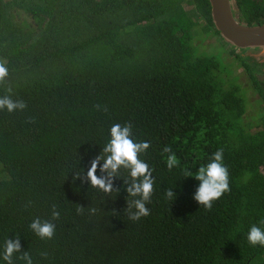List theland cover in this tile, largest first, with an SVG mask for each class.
Masks as SVG:
<instances>
[{"label": "trees", "instance_id": "16d2710c", "mask_svg": "<svg viewBox=\"0 0 264 264\" xmlns=\"http://www.w3.org/2000/svg\"><path fill=\"white\" fill-rule=\"evenodd\" d=\"M229 3L240 25L264 23V0ZM196 27L218 35L207 0H0V96L11 87L27 105L0 110V264L16 237L13 264L23 252L33 264H264V246L247 241L264 230V114L247 116L231 72L222 80L213 56L195 54ZM116 123L150 142L139 156L154 177L150 215L137 221L128 170L108 194L86 178ZM221 148L230 191L206 210L194 174ZM53 205L55 235L41 240L29 224Z\"/></svg>", "mask_w": 264, "mask_h": 264}, {"label": "clouds", "instance_id": "9594fccd", "mask_svg": "<svg viewBox=\"0 0 264 264\" xmlns=\"http://www.w3.org/2000/svg\"><path fill=\"white\" fill-rule=\"evenodd\" d=\"M9 70L4 62H0V85L6 83ZM7 95L0 96V110H6L8 113L23 111L27 105L21 99L12 98L11 87L6 88ZM99 107V106H97ZM106 110V109H105ZM110 139L105 144L102 154L91 161L87 170L86 178L93 188L108 194L114 191L113 178L118 176L121 168L128 170L131 182L125 181L127 187L125 191L128 196L138 197L128 203V216L130 220L137 221L141 217L150 215V210L146 204L150 201L153 193L154 177L148 164L142 161L139 156L146 152L150 147V142H135L132 139V125L130 123L123 126L119 123L113 124L110 128ZM164 153H169L166 160V166L169 170L178 165V159L171 148L165 147ZM102 161V163H101ZM105 175L97 176V169ZM193 176L190 171L185 172V177ZM76 177H74L75 179ZM194 179L199 181V187L196 189L194 200L203 205L206 210H211L213 202L218 200L224 193L230 191L229 173L223 163V149H218L211 157L206 166H201L194 174ZM115 191H119L116 189ZM165 195L170 200L174 199L172 189H166ZM135 211H132V209ZM84 208L78 207L77 212L83 213ZM90 213H95V208L89 209ZM60 218V212L57 206H52L51 219L41 221L39 217L32 220L29 224L31 231L41 240H50L55 235L56 225L53 221ZM247 241L250 245L264 246V230L253 225L247 234ZM14 253H21V244L19 237L7 239L4 245L3 260L7 264H13ZM19 259L25 264H33L31 255L23 252Z\"/></svg>", "mask_w": 264, "mask_h": 264}, {"label": "water", "instance_id": "95a60500", "mask_svg": "<svg viewBox=\"0 0 264 264\" xmlns=\"http://www.w3.org/2000/svg\"><path fill=\"white\" fill-rule=\"evenodd\" d=\"M210 18L219 37L238 49L264 50V23L255 26L240 25L232 16L229 0H207Z\"/></svg>", "mask_w": 264, "mask_h": 264}, {"label": "flooded vegetation", "instance_id": "af4514ba", "mask_svg": "<svg viewBox=\"0 0 264 264\" xmlns=\"http://www.w3.org/2000/svg\"><path fill=\"white\" fill-rule=\"evenodd\" d=\"M230 48L234 49V53H238L240 52V50H244L243 52H240V54H233L235 66L239 70L238 74L233 77L235 78L234 81L244 92V94H242L244 95L248 103L246 111H254L255 115L260 116L262 113L264 114V108L261 107L260 103H258L259 99L261 98L260 94L262 92L264 93V50H262L261 48ZM236 56H239L238 58L242 59L243 61L245 60V65L239 62L236 59ZM232 66L234 69L235 66ZM232 73L233 70L231 71V74ZM242 76L244 78H242ZM255 93L256 99L250 101L249 99L251 98V96H255ZM255 102L257 103V105L254 104ZM250 116H254L252 112Z\"/></svg>", "mask_w": 264, "mask_h": 264}, {"label": "rangeland", "instance_id": "374dc122", "mask_svg": "<svg viewBox=\"0 0 264 264\" xmlns=\"http://www.w3.org/2000/svg\"><path fill=\"white\" fill-rule=\"evenodd\" d=\"M123 5L124 6H129L130 5V0H123ZM184 9L190 10V6L188 5H183ZM201 29L196 27L195 28V33L193 35V49L195 54L198 55H204V56H213L217 61H218V75L222 78V80L228 78L230 73L233 70L232 76H235L238 74V69L235 66L234 62V57L233 54H240V52H243L244 50H240L238 53H234V49L230 48L229 44L224 42L219 35H216L214 33H204L200 31ZM234 48V47H233ZM234 65V69L233 66ZM242 78H244L242 76ZM252 94V93H251ZM256 99V93L255 96H251L249 99L250 101ZM257 105V103H254ZM253 106V105H252ZM254 110V109H252ZM251 112L253 113L254 116H259L255 115L254 111L247 110L246 115L250 116Z\"/></svg>", "mask_w": 264, "mask_h": 264}]
</instances>
